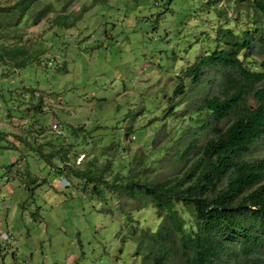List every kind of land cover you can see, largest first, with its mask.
I'll return each instance as SVG.
<instances>
[{"label":"rangeland","instance_id":"obj_1","mask_svg":"<svg viewBox=\"0 0 264 264\" xmlns=\"http://www.w3.org/2000/svg\"><path fill=\"white\" fill-rule=\"evenodd\" d=\"M45 5L49 12L35 20ZM246 7L236 0H37L28 10L0 12V47L20 46L28 56L23 66L0 64V264H151L155 208L69 167L96 161L102 168L113 158L120 173L137 168L153 182L186 168L188 152L210 135L191 118L204 97L221 93L222 69L205 68L195 85L184 72L201 55L229 50L221 34L248 28ZM247 63L262 69L264 49L255 45ZM179 85L184 93L173 98ZM245 102L255 105L251 95ZM243 157H264V137ZM171 247L166 264H182L175 236Z\"/></svg>","mask_w":264,"mask_h":264},{"label":"trees","instance_id":"obj_2","mask_svg":"<svg viewBox=\"0 0 264 264\" xmlns=\"http://www.w3.org/2000/svg\"><path fill=\"white\" fill-rule=\"evenodd\" d=\"M36 1L17 0L0 6V12L7 15L12 9L28 10ZM236 1L246 2V8L251 10L248 28L241 35L230 28L222 32L221 39L229 50L217 48L201 55L184 72L195 85L205 68L222 69L221 93L204 97L196 107L198 115L191 118L190 122L205 131L194 136L195 141L202 132L210 135L196 153L187 151L191 160L186 168L156 182L146 180L137 168L120 173L114 168L113 158L104 161L102 168L91 161L82 170H68L73 176L102 184L116 193L144 198L145 204L155 208L160 225L149 234L151 264H166V258L173 255V236L178 240L182 264H241L251 260L264 264V157H243L264 137V63L262 69L247 63L255 45L264 49V0ZM49 10L45 5L35 20ZM27 58L23 47H0L2 65L23 66ZM183 93V85H179L173 98ZM248 95L254 99V106L246 105ZM225 119L231 120L222 127ZM185 154L186 151L182 156ZM52 155L44 154L47 160Z\"/></svg>","mask_w":264,"mask_h":264},{"label":"built area","instance_id":"obj_3","mask_svg":"<svg viewBox=\"0 0 264 264\" xmlns=\"http://www.w3.org/2000/svg\"><path fill=\"white\" fill-rule=\"evenodd\" d=\"M53 132H55L57 135L62 133V130L59 128L58 124H52V128ZM3 239L7 242H10L12 240L11 236H9L8 234H4L3 235Z\"/></svg>","mask_w":264,"mask_h":264}]
</instances>
